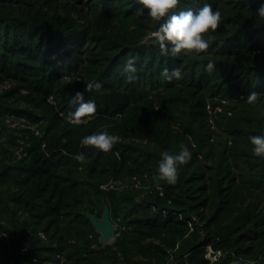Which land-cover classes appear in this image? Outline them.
I'll use <instances>...</instances> for the list:
<instances>
[{
    "label": "trees",
    "instance_id": "obj_1",
    "mask_svg": "<svg viewBox=\"0 0 264 264\" xmlns=\"http://www.w3.org/2000/svg\"><path fill=\"white\" fill-rule=\"evenodd\" d=\"M205 3L222 15L209 49L172 56L137 0H0V264H264V158L248 140L264 135V0H180L175 12ZM77 91L96 106L78 126ZM7 113L41 134L22 130L20 143ZM104 130L119 137L110 152L81 146ZM182 143L191 160L157 187L161 153ZM104 203L117 229L102 243L86 212ZM208 245L222 250L214 262Z\"/></svg>",
    "mask_w": 264,
    "mask_h": 264
},
{
    "label": "clouds",
    "instance_id": "obj_2",
    "mask_svg": "<svg viewBox=\"0 0 264 264\" xmlns=\"http://www.w3.org/2000/svg\"><path fill=\"white\" fill-rule=\"evenodd\" d=\"M137 2L140 7H137L135 10L134 15L136 17H143L147 14L152 21L159 23L158 29L152 33V38L154 43L159 47L162 55L170 54L172 56H178L206 52L211 45L212 38L210 34L216 32L222 22L221 12L219 10H213L209 3H205L195 12L192 10L175 12V9L180 4V0H137ZM170 13L173 14L170 15ZM255 19L256 21L262 22L255 23V26L264 24V3L256 9ZM162 20L163 23H160ZM206 34L209 36L208 39L205 38ZM135 64L136 57L131 56L126 60L123 68V74L129 83L136 79L135 74L137 69ZM214 67L215 64L209 61L204 66V70L211 72L214 70ZM161 76L169 82L174 79L180 80L183 78L180 68H174L171 71L168 68H164L161 71ZM100 87L101 84L99 82H89L85 87V91L99 89ZM260 96V93L250 91L244 99L247 104L256 105L261 102ZM70 103L78 105L76 110L69 114L70 119L68 117L74 125L78 126L84 123L86 118H90L96 112L95 103L84 100V92H75L70 98ZM20 117L25 116L7 113L4 116V122L8 129L13 130L19 135L18 141L24 143L23 137L21 136L22 130L33 129L17 126L15 121ZM26 119L29 120L28 118ZM33 132L38 135L41 134L40 130L38 132L33 130ZM248 140L253 145V155L264 158V135L249 136ZM118 142V136L109 134L108 131L104 130L84 136L80 144L82 147H92L98 151L108 153ZM17 149L21 150L22 146H18ZM179 149L178 153H170L169 151H163L161 153L157 175L153 177L157 182V187H159V181L175 184L179 178V168L188 164L191 160L192 153L186 145L183 143L180 144ZM73 159L80 164L87 163V158L82 153H77Z\"/></svg>",
    "mask_w": 264,
    "mask_h": 264
},
{
    "label": "water",
    "instance_id": "obj_3",
    "mask_svg": "<svg viewBox=\"0 0 264 264\" xmlns=\"http://www.w3.org/2000/svg\"><path fill=\"white\" fill-rule=\"evenodd\" d=\"M86 215L90 218V221L99 235V241L102 243L107 242L109 239H113L116 232V225L112 222L110 217V209L108 203H104L103 212L100 217H97L95 214L86 212ZM198 229H201V225L197 223ZM27 248L24 249L26 251Z\"/></svg>",
    "mask_w": 264,
    "mask_h": 264
},
{
    "label": "built area",
    "instance_id": "obj_4",
    "mask_svg": "<svg viewBox=\"0 0 264 264\" xmlns=\"http://www.w3.org/2000/svg\"><path fill=\"white\" fill-rule=\"evenodd\" d=\"M10 116V115H8ZM70 119V117H69ZM16 125L19 127H29L31 129H33L35 132H38V128L36 123H32L29 120H27L25 117H20L18 120L15 121ZM222 254V250L221 249H216L211 245H208L206 247V252H205V256L211 261L214 262L216 261ZM172 261L168 262L167 264H171Z\"/></svg>",
    "mask_w": 264,
    "mask_h": 264
},
{
    "label": "rangeland",
    "instance_id": "obj_5",
    "mask_svg": "<svg viewBox=\"0 0 264 264\" xmlns=\"http://www.w3.org/2000/svg\"><path fill=\"white\" fill-rule=\"evenodd\" d=\"M113 239H109L107 242H111ZM238 264H240V263H238Z\"/></svg>",
    "mask_w": 264,
    "mask_h": 264
}]
</instances>
